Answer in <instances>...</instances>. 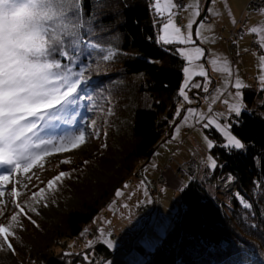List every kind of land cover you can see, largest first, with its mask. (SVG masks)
I'll list each match as a JSON object with an SVG mask.
<instances>
[{"label":"trees","instance_id":"obj_1","mask_svg":"<svg viewBox=\"0 0 264 264\" xmlns=\"http://www.w3.org/2000/svg\"><path fill=\"white\" fill-rule=\"evenodd\" d=\"M152 3L153 0H101L95 5V0H83L85 17L89 13L95 15L91 42L99 48L112 47L117 53L114 59L103 61L99 48L85 49L83 57L90 79L76 119L95 120V127L103 132L102 145L91 158L65 171L71 177L64 178L50 195L58 201L62 196L74 195L77 204L57 219L29 212L38 227L21 216L23 227L14 228L15 235L10 237L15 253L0 248V264H88L83 261L85 252L91 253L94 264L113 257L117 248L109 249L102 241L72 256L65 253L67 242L81 238L90 225L92 235L102 228L96 218L119 204L122 196L116 195L117 190L126 193L124 186L137 175L140 177L164 144L160 143L172 139L181 121L182 112L180 117L175 113L184 102L178 93L186 61L178 54L180 45L157 43L159 24H154L157 17ZM257 94L251 87L243 89L246 110L237 118L238 123L237 119L232 123L233 133L246 148L226 150L216 146L211 153L217 162L224 163L223 167L217 164L211 169L205 165L199 179L188 175L172 227L159 239L144 264H264V91ZM255 96L262 101L256 107L252 106ZM208 132L214 142H222L215 130ZM94 166L108 175L107 180H93L90 170ZM226 172L234 175L237 185L229 201L215 186L217 178ZM207 182L223 197L209 192ZM154 190L153 184L150 191L155 206L158 202ZM161 195L162 192L157 196ZM28 196L24 193L19 199L23 202ZM241 197L252 207L245 208ZM3 199L6 207L0 205L4 207L0 217L2 224H8L15 210L10 197L5 194ZM151 208L148 206V211ZM112 226L110 229L115 231ZM8 253L10 257L5 258Z\"/></svg>","mask_w":264,"mask_h":264},{"label":"snow or ice","instance_id":"obj_2","mask_svg":"<svg viewBox=\"0 0 264 264\" xmlns=\"http://www.w3.org/2000/svg\"><path fill=\"white\" fill-rule=\"evenodd\" d=\"M100 3L101 0H95V5ZM201 3L202 0H195L193 4H181L178 0H153L151 7L157 17L154 24L160 25L157 43L186 46L177 49L179 56L186 61L182 69L183 86L178 93L183 101L193 103L200 92L207 94L205 98L210 99L211 104L223 98L229 116L213 112L211 106L203 111L192 107L184 109L183 105L177 108L175 115L180 117L183 111L182 125H199L202 130H215L221 136L222 142L219 143L207 135L202 137L209 151L216 146L226 150H243L246 145L233 133L229 117L234 115L239 118L246 110L243 89L248 85L239 77L238 70L233 71L227 58L214 54L215 58L208 61L205 48L197 45V41L209 42L202 32L206 21L200 20L194 40L193 25L197 21L192 18L201 16L204 11ZM209 3L215 4L216 0H209ZM181 10H190V18L183 29L174 22V17ZM208 11L213 9L209 7ZM94 19V13L85 17L83 0H0V205L6 207L3 198L8 192L15 210L8 224H0V248L13 253L15 249L10 237L15 235L14 228L23 227L20 217L36 225L28 213L39 215L35 205L42 203L47 207L49 196L58 190L64 178L71 177V173L60 172L45 187L32 191L23 202L19 198L24 193L17 184L27 192L32 180V176L27 174L37 166L43 169L45 156L72 151L90 138H99L95 120L79 121V126L71 131H58L62 124L77 125L79 106L87 96L85 86L90 79L87 75L90 69L83 59L84 52L85 49L99 48L90 40ZM250 32L260 34L258 44L264 51V27H252ZM99 52L103 61H110L117 54L112 47L99 48ZM200 61L210 63L212 70L222 74V82L212 89L215 95L210 93L213 81L205 62ZM258 65V90L264 91V55H259ZM196 76L204 78L203 82H193ZM193 88L199 92L189 97L186 90ZM230 88L235 91H230ZM222 119H229V122L222 123ZM180 126H176L174 131L179 132ZM62 163L71 161L64 160ZM207 166L211 169L217 167L214 157H207ZM20 173L26 175L27 182L15 180ZM10 183L12 187L9 191L7 186ZM128 187L127 184L124 186ZM116 195L123 196L124 191L117 190ZM241 203L245 208L252 207L243 197ZM3 212L4 207H0V215ZM100 231L103 234V230ZM102 242L109 249L114 247V241L109 238ZM92 245L93 241H87L86 247L91 249ZM65 255L72 256L74 253L66 252ZM90 257V252L83 253V261L94 264Z\"/></svg>","mask_w":264,"mask_h":264},{"label":"rangeland","instance_id":"obj_3","mask_svg":"<svg viewBox=\"0 0 264 264\" xmlns=\"http://www.w3.org/2000/svg\"><path fill=\"white\" fill-rule=\"evenodd\" d=\"M185 1L186 4H193L195 2V0ZM249 1L250 0H216L215 4L209 5L213 11H207L206 17L202 19L206 21L205 28L202 30V32L206 37L209 38V42L204 43L202 41H197V45H202L205 48V56L208 61L215 58V54L221 58H227V60L230 62V67H233L231 65V61L229 60L230 55L228 52V41L225 37H227L229 32L235 27L234 24L236 20L241 16V14H243L245 6ZM205 3L206 0L204 5ZM202 13L203 11L201 12V15ZM200 17L192 18L197 21L193 25L194 40L196 39L195 32L199 26ZM189 18L190 10H181L179 15L174 17V22L176 23L178 19H182L183 24L181 27L183 29ZM242 27L244 30H246V36L238 41V64L235 68H238V75L242 81L248 85V87L253 88L255 90V94H257V91H259V84L258 82L255 84V82L258 81L259 74L258 59L259 55H264V51L261 53L259 52L260 50H255L252 48L251 37L257 36L258 38H256L259 41L260 34H253L250 32V29L252 27H264V14L249 12L248 21ZM191 46L192 45H188L187 47ZM180 47L186 46L180 45ZM205 67L208 71L209 77L213 81V84L210 86L211 90L222 82V74L212 70V66L208 62H205ZM234 72L236 71L234 70ZM203 79L204 78L202 77L196 76L193 77V82H203ZM193 90L197 91V89L194 88L191 90H186L188 91L189 97ZM229 90L235 91L231 88ZM210 93L215 95V93L212 91H210ZM202 94L205 93L202 92ZM256 96L254 104H252V106L255 105L254 107L264 101V96L262 97V101L257 100ZM205 97L206 95L202 97V103L201 106L197 108L198 110L207 111L208 107L211 106L213 112H223L225 113V117L229 116L227 113V108L223 103V98L217 101L215 104H211L210 99ZM195 103H197V101H194L191 104L184 101L183 108L187 109ZM181 112L183 117L184 112ZM229 119L231 123H233L237 118L232 115L229 117ZM229 119H222L221 122H229ZM86 121L90 122L92 121V118L91 120ZM178 125L181 126L179 128V132L174 131L173 137L175 138L172 137V139L166 141L156 151L148 167L142 171L140 177H136L134 181L129 184L126 193L122 196V199L120 198L121 200L119 201V204L114 206L107 214L101 213L100 218H96V222L101 221L102 228L98 227L99 230H96V232H94L92 235L91 232H93V226L90 225L81 238L76 239L75 241L69 240L67 242V250L64 248L66 251L74 253L85 249L86 243L89 240L93 241V245H95L98 242L103 241V239L109 238L114 241L113 248L117 249L113 251L115 252L113 257L106 261H102V259L97 264H144L145 260L149 256V253L155 249L159 239H161L169 230V228L172 227L175 210L181 203V192L185 186V182L190 179L188 176L186 179H182L177 176L178 172L175 173L173 168L175 164L171 163L168 168H165L167 166L166 164L170 154L172 155L173 153L180 162L186 161L191 155H197V157L203 156L206 159V162L207 157H213L211 150L209 151L206 148L205 142L202 139L203 136L207 135L210 139L214 140L212 135H210L208 132L209 130H202L199 125L184 126L182 125V118ZM76 127L78 126L74 125L72 129L69 127L66 129L71 131ZM95 128L99 132V138L88 139L87 143L78 149L68 152H54L45 156L43 161L44 168L41 169L38 166L34 167L31 172L27 174L32 176V180L29 184V190L25 192V190L20 187L19 184H17L18 189L27 195H31L32 191L38 190V187L46 186L47 182L60 172L68 171L72 167L80 164L83 160L91 158L101 147L103 139V132L101 129L97 127ZM189 131H191V134H188ZM180 142L183 143L182 147H179ZM64 160H70L71 163H62ZM90 174L94 178L93 180L96 181H105L108 178V175L103 173L96 166L90 170ZM158 174L166 175L167 186L164 187L160 197L155 196L158 204H155V210L152 214L154 209V198L150 191V186L153 187V182L155 181V178ZM15 180L27 182L26 175L23 173L17 174L15 176ZM141 181H144V184H141ZM206 186L209 192L212 194L223 197L211 183L207 182ZM7 187L10 191L12 184L10 183ZM145 190H147V196H145ZM233 190L229 193H224L221 190L220 191L225 196H228L223 198L226 201H229V195L235 191ZM6 195L9 197L8 192H6ZM77 202L78 198L74 195H69L66 197L62 196L60 201L49 196L47 200V207H44L42 203L37 204L36 207L42 217L46 219H57L64 210L74 207ZM125 205H127V207H125ZM148 206H150V208L152 207L150 211H147ZM145 207L147 209L143 210ZM149 215H152V220L148 222L149 224H146L145 222ZM0 224H2L1 217ZM111 224L113 225L112 228H114V230L124 233V238L122 240L119 237L114 236L115 231L110 229ZM144 226H146V228ZM101 229L103 230V234H101ZM112 233L113 238L111 237ZM141 233H143L142 236H140ZM57 251L60 252L61 249H57ZM9 257L10 253L5 255V258ZM73 264H81V262H76Z\"/></svg>","mask_w":264,"mask_h":264},{"label":"built area","instance_id":"obj_4","mask_svg":"<svg viewBox=\"0 0 264 264\" xmlns=\"http://www.w3.org/2000/svg\"><path fill=\"white\" fill-rule=\"evenodd\" d=\"M178 2L181 4H186L185 0H178ZM204 2L205 0H202V3L200 5L202 8L204 7ZM258 9L260 10L259 12L257 11ZM180 12L181 11L178 12L177 16L179 15ZM249 12H255L257 14H264V0H250L245 6L243 14H241V16L236 20L234 24L235 27L229 32L228 36L225 37L227 38L226 40L229 42V43L227 42L228 48H229L228 52L230 55L229 58L231 61V65L234 68L238 64V53H237L238 41L243 39L246 36V30H244L242 26H244L245 23L248 21ZM176 24L178 26H182L183 20L178 19L176 21ZM256 37L257 36L251 37L252 48H254L255 50L261 51V48L259 47L258 40H257L258 37L257 38ZM259 92L260 90L257 91V93ZM188 134H191V131H189ZM171 163L175 164L174 170H175V173L178 172L177 176L183 178L189 175V176L194 177L195 179H199L198 176L200 172L202 171L203 167L207 165L206 159L203 156H199V157L192 156L189 158V160L185 162H179L173 155H170L169 161L166 167L168 168V166H170ZM217 164L220 168L223 167L224 165V163H221V162H217ZM166 184H167L166 176L164 174H160L158 178L154 181L155 196L160 194V188L163 186H166ZM216 186L219 190L223 191L224 193L232 192V190L233 189L235 190L237 186L236 179L231 172L223 173L217 178Z\"/></svg>","mask_w":264,"mask_h":264},{"label":"water","instance_id":"obj_5","mask_svg":"<svg viewBox=\"0 0 264 264\" xmlns=\"http://www.w3.org/2000/svg\"><path fill=\"white\" fill-rule=\"evenodd\" d=\"M209 5H210L209 0H206V3H205V5H204V7H203L204 11H203V13H202V15H201V17H200V20H202V19H204V18L206 17V15H207V11H208V8H209ZM200 20H199V21H200ZM210 91H212V89H211ZM197 92H198V91H193V92L191 93V97H193L194 94L197 93ZM205 95H207V94L199 93V96L194 100V101H197V103L192 104L191 107H192V108H198V107H200V106H201V103H202V97L205 96ZM166 141H168V138H167L166 140H164L163 142H161L160 145H162V144L165 143ZM149 160H150V159H149ZM149 160H148V161L142 166V168L145 167V166L148 164ZM137 177H138V175H137ZM154 210H155V206H154V209H153V211H152V214H153ZM114 253H115V252H113V254H114Z\"/></svg>","mask_w":264,"mask_h":264},{"label":"bare ground","instance_id":"obj_6","mask_svg":"<svg viewBox=\"0 0 264 264\" xmlns=\"http://www.w3.org/2000/svg\"><path fill=\"white\" fill-rule=\"evenodd\" d=\"M192 93V92H191ZM190 97H191V94H190ZM182 142H180V144H179V147H182ZM202 154V153H201ZM205 167V166H204ZM204 167H203V169H204ZM203 169H202V171H203ZM202 171L200 172V174H199V176H198V178L199 177H201L202 176ZM194 178V177H193ZM215 186H216V182H215ZM164 187L165 186H163V187H161L160 188V192H162L163 191V189H164ZM217 187V186H216ZM120 199V198H119ZM147 208L145 207V208H143V210H146ZM147 211H148V209H147ZM140 214V213H139ZM152 220V215H149L148 216V218H147V222H150ZM145 228H146V226H144ZM142 232V231H141ZM142 234L143 233H141V235L140 236H142ZM116 237H119L121 240L124 238V234L123 233H121V232H119V231H116L115 230V234H114Z\"/></svg>","mask_w":264,"mask_h":264}]
</instances>
